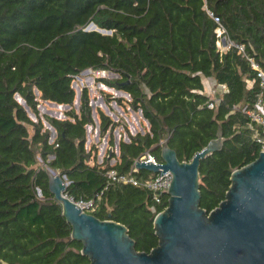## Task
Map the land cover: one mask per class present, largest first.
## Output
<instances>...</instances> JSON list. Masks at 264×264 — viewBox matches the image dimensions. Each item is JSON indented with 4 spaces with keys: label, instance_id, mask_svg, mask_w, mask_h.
<instances>
[{
    "label": "trees",
    "instance_id": "obj_1",
    "mask_svg": "<svg viewBox=\"0 0 264 264\" xmlns=\"http://www.w3.org/2000/svg\"><path fill=\"white\" fill-rule=\"evenodd\" d=\"M209 12L244 50H219L218 23ZM92 22L111 33L88 30ZM250 59L264 69V0H0V263L90 264L50 191L45 165L66 176L70 197L94 200L91 213L124 223L137 250L150 252L159 242L154 219L169 194L157 201L152 189L110 181L106 173H128L147 151L163 161L165 140L179 160L190 161L221 125L222 149L200 163V205L208 212L217 207L233 170L261 151L242 111L261 90ZM88 68L109 70L113 76L99 81L128 92L132 109L149 123L120 141L114 164L107 157L98 162L86 146L93 122L86 86L79 111L74 106L75 75ZM204 78L227 90L214 99ZM36 93L70 105L65 118L49 117L53 141L17 97L39 118ZM99 114L102 132L116 125L102 109ZM134 175L155 173L141 168Z\"/></svg>",
    "mask_w": 264,
    "mask_h": 264
},
{
    "label": "water",
    "instance_id": "obj_2",
    "mask_svg": "<svg viewBox=\"0 0 264 264\" xmlns=\"http://www.w3.org/2000/svg\"><path fill=\"white\" fill-rule=\"evenodd\" d=\"M87 29L111 33L94 22ZM223 144L220 125L217 137L190 161L179 160L168 140L161 146V163L136 161L138 168L161 171L159 176L173 175L169 204L154 219L159 242L150 252L137 250L124 223L100 219L80 207L66 192V176L51 167L49 188L90 264H264V147L255 160L233 170L226 198L217 207L208 212L200 205L201 160Z\"/></svg>",
    "mask_w": 264,
    "mask_h": 264
},
{
    "label": "rangeland",
    "instance_id": "obj_3",
    "mask_svg": "<svg viewBox=\"0 0 264 264\" xmlns=\"http://www.w3.org/2000/svg\"><path fill=\"white\" fill-rule=\"evenodd\" d=\"M113 76L112 74L108 77ZM204 82L206 85V91H209L210 95L213 98H218L219 93H223V87L220 86L213 78H204ZM90 85H93V89H90ZM102 85L97 78L93 79L90 75H78L75 77L73 86L76 90V99H75V109L79 111L80 108V92L82 93L83 87H87L90 95L91 106L93 109V122L92 125L88 129V139L86 142V146L88 149H92L94 153H96L95 160L98 162H102L105 157L110 160L111 164L117 162L120 148L119 144L122 139H127L125 136L135 135L137 132H144L149 128V124L147 120L141 115L139 110L132 109L131 111L127 109V103L125 102L127 95L118 90H114L111 88H102ZM218 87V88H217ZM39 99V118L35 113L31 110L30 107L27 106L25 100L17 95L18 100L22 103L28 110V113L32 120L40 121L43 123L44 128H48L51 131V136L53 140L56 136V130L52 129V125L49 122V117H57L64 118L65 113L70 107H60L56 104H50L43 99H40V93H36ZM104 94V99L102 95ZM114 96L116 99V104L114 105V113H110L107 110L106 103H109ZM79 99V102H78ZM125 102V103H124ZM122 107V108H121ZM99 109H102L107 115H109L116 125L113 128H109L107 131L102 132L100 128V114ZM122 109L124 112H122ZM95 110V111H94ZM91 125V124H90ZM100 132V133H99ZM119 143V144H118ZM112 147V154L110 157L109 151ZM39 160L42 162V158L39 157ZM94 159L91 160L93 162ZM48 168V165H45ZM2 264V263H0Z\"/></svg>",
    "mask_w": 264,
    "mask_h": 264
},
{
    "label": "built area",
    "instance_id": "obj_4",
    "mask_svg": "<svg viewBox=\"0 0 264 264\" xmlns=\"http://www.w3.org/2000/svg\"><path fill=\"white\" fill-rule=\"evenodd\" d=\"M209 13H210V15H212L214 17L215 21L218 23V25L216 27V34L218 37L217 46H218L219 50L221 52H225L226 50L230 49L232 46H237L240 50H244L243 45L235 43L228 36L227 29L223 25V23L221 22L220 18L215 16L212 12H209ZM250 60H251L252 66L255 69H257V75L260 79L261 90L259 91V93L257 95L256 101L251 106L245 105L244 107H242V111L245 112L249 116V124L248 125H249V128L252 130L253 138L261 145V150H263V147H264V69H262L252 59H250ZM83 74H86V75L88 74L93 79L96 80L97 78H100V77L110 76L111 72L107 69L88 68V69L82 71V73L80 75H83ZM75 77H78V75H75ZM100 83L102 84V85H100L102 88H111V89L118 90L120 92L125 93L127 95L125 102H128L127 103V109L131 111V104H129L131 97H130L128 92H125V91L117 89L115 87H111L109 85H106L102 81H100ZM90 86H91L90 89L92 90L93 85H90ZM80 95H81V92H80ZM80 95H79V99H80ZM102 97L104 99V97H105L104 94L102 95ZM111 98L112 99L110 100V102L106 103V107H107V110L113 114L114 113L113 107L116 104V101H115L116 99H114V96ZM79 99H78V102H79ZM45 101L50 103V104H56L60 107H70V105H67V104H59V103H55V102L48 101V100H45ZM91 102L92 101H90V103ZM208 106L214 107L215 102L211 101ZM122 112H124L123 109H122ZM139 112L142 115L141 110H139ZM65 117H66V114H65ZM90 124L87 125V128H89L90 126H93L92 123H90ZM52 129H54L53 126H52ZM88 134H89V132H88ZM125 138H127V139H124V140L128 141L130 137L126 135ZM51 141H53L52 136H51ZM136 161H151L153 163H161L162 162L152 152L147 151L146 153H144L142 156H140L139 158H137L134 161L132 169L128 173H119L115 168L110 169L106 173L108 176V179L110 181L133 183L135 185H141V186L147 187L149 189H152L154 191V198L157 201H161V195L163 193L167 192V190L169 189V187L171 185V182L173 179V175H172L171 171H168L167 173L159 176L161 173V171H160V172L155 173L154 176L150 175V176L146 177L145 179H139L138 177H136L134 175V172L139 171V169H140L137 167ZM77 203L80 207H82L84 210H87L89 212H91V210H94L96 207L94 200H89V201L79 200V201H77Z\"/></svg>",
    "mask_w": 264,
    "mask_h": 264
},
{
    "label": "crops",
    "instance_id": "obj_5",
    "mask_svg": "<svg viewBox=\"0 0 264 264\" xmlns=\"http://www.w3.org/2000/svg\"><path fill=\"white\" fill-rule=\"evenodd\" d=\"M206 86V85H205ZM221 87H223V92H225L227 90L226 86L225 85H220ZM218 88V87H217ZM207 94H209L210 92L209 91H206ZM214 99H218V98H214Z\"/></svg>",
    "mask_w": 264,
    "mask_h": 264
},
{
    "label": "bare ground",
    "instance_id": "obj_6",
    "mask_svg": "<svg viewBox=\"0 0 264 264\" xmlns=\"http://www.w3.org/2000/svg\"><path fill=\"white\" fill-rule=\"evenodd\" d=\"M141 169V168H140Z\"/></svg>",
    "mask_w": 264,
    "mask_h": 264
}]
</instances>
